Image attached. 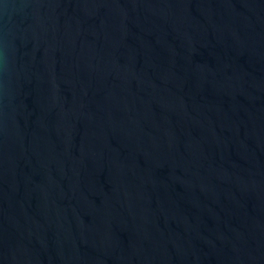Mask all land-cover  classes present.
Returning <instances> with one entry per match:
<instances>
[{
    "label": "water",
    "instance_id": "95a60500",
    "mask_svg": "<svg viewBox=\"0 0 264 264\" xmlns=\"http://www.w3.org/2000/svg\"><path fill=\"white\" fill-rule=\"evenodd\" d=\"M0 264H264V0H0Z\"/></svg>",
    "mask_w": 264,
    "mask_h": 264
}]
</instances>
